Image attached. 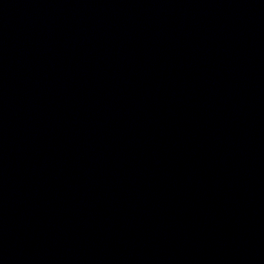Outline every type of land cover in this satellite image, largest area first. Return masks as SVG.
<instances>
[{"label":"water","instance_id":"obj_1","mask_svg":"<svg viewBox=\"0 0 264 264\" xmlns=\"http://www.w3.org/2000/svg\"><path fill=\"white\" fill-rule=\"evenodd\" d=\"M0 264H264V0H0Z\"/></svg>","mask_w":264,"mask_h":264}]
</instances>
